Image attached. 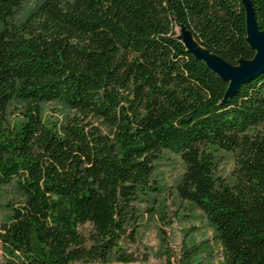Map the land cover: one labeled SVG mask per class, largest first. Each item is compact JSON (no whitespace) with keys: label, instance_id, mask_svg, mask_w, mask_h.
Masks as SVG:
<instances>
[{"label":"trees","instance_id":"16d2710c","mask_svg":"<svg viewBox=\"0 0 264 264\" xmlns=\"http://www.w3.org/2000/svg\"><path fill=\"white\" fill-rule=\"evenodd\" d=\"M26 1L0 0V186L23 197L0 224V264L134 263L122 242L165 151L214 231L179 264H264V71L223 102L228 83L176 39L181 25L225 62L251 60L241 0H41L14 23ZM251 4L264 31V0ZM50 102L73 116L46 125ZM215 150L234 153L232 184Z\"/></svg>","mask_w":264,"mask_h":264},{"label":"rangeland","instance_id":"374dc122","mask_svg":"<svg viewBox=\"0 0 264 264\" xmlns=\"http://www.w3.org/2000/svg\"><path fill=\"white\" fill-rule=\"evenodd\" d=\"M41 0H27L16 11L13 22L20 23ZM176 33L181 35L180 28ZM20 104L12 102L8 109V120H19ZM41 116L48 126L58 127L73 111L60 102L41 104ZM214 176L226 184L234 182L233 169L235 156L232 152L213 151ZM185 170L178 155L162 152L153 163L152 180L157 191L135 204L137 221L134 226L133 241L125 237L122 246L127 255L133 256L134 263H119L109 259L103 264H179L185 249L192 250L207 241L212 244L214 231L204 214L193 204L182 200L177 193V186ZM22 195L13 186H0V224L9 217L8 205L22 201ZM219 258L220 249L216 248ZM0 263L3 257L0 251ZM96 264V263H76Z\"/></svg>","mask_w":264,"mask_h":264},{"label":"water","instance_id":"95a60500","mask_svg":"<svg viewBox=\"0 0 264 264\" xmlns=\"http://www.w3.org/2000/svg\"><path fill=\"white\" fill-rule=\"evenodd\" d=\"M241 3L245 12V41L254 52L251 60L240 59L237 65H231L199 46L181 25L178 26L181 35L176 36L188 54L203 62L213 74L228 83L223 102L230 98L240 86L251 82L264 71V31H261L257 25L251 0H241Z\"/></svg>","mask_w":264,"mask_h":264}]
</instances>
